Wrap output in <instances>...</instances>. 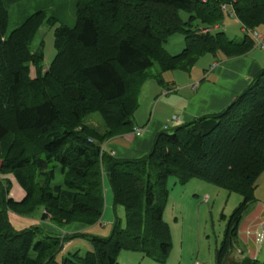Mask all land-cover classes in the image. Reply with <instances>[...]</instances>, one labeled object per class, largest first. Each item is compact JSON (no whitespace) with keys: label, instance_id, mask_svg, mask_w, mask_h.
Instances as JSON below:
<instances>
[{"label":"trees","instance_id":"1","mask_svg":"<svg viewBox=\"0 0 264 264\" xmlns=\"http://www.w3.org/2000/svg\"><path fill=\"white\" fill-rule=\"evenodd\" d=\"M230 13L245 30L240 41L222 28ZM8 14L0 0V264H118L122 251L165 263L173 248L164 220L171 177L241 195L217 264H264L230 257L264 174V69L225 110L160 133L147 155L119 159L103 150L108 140L134 131L150 78L166 86L163 74L189 73L206 55L238 58L254 49L251 31H264V0H77L76 25L57 28L48 69L42 47L32 50L47 15L35 13L7 37ZM174 34L185 38L177 55L165 48ZM156 65L160 72L152 75ZM96 113L103 130L85 122ZM58 171L63 184H56ZM105 175L114 205L126 211V226L116 219L110 236L13 226L11 213L40 211L59 229L97 225L106 206ZM6 176H14L22 199L11 197ZM77 239L91 250L65 255V245Z\"/></svg>","mask_w":264,"mask_h":264},{"label":"rangeland","instance_id":"2","mask_svg":"<svg viewBox=\"0 0 264 264\" xmlns=\"http://www.w3.org/2000/svg\"><path fill=\"white\" fill-rule=\"evenodd\" d=\"M4 4L9 13L7 37L35 13L42 11L47 15L46 22L40 28L32 44V50L35 52L42 47L41 49L44 51V68L48 69L57 53L55 47V33L57 28L62 26L73 28L76 25L77 0H4ZM181 17L184 21L189 19V15L185 12H181ZM218 28L216 27L215 30ZM231 33H228L229 37L237 41L243 38L238 29ZM184 47L185 38L181 34L170 36L165 44L166 50L172 55L181 53ZM151 72L152 75H157L160 72L159 67L156 65ZM36 75L37 69L33 67L32 77L35 78ZM148 83L155 84V80L150 78L146 84ZM144 91L142 92L140 101L145 98ZM92 121L99 123L101 128L105 127L98 113L90 115L85 120L88 125ZM6 177H9L13 181L11 197L17 200L21 199L24 193L20 194V191L23 192V190L15 181L14 176ZM104 179L110 184L107 175L104 176ZM63 181L64 176L58 171L56 184H63ZM195 182H200L202 185L196 186L195 184L197 183H194V181L186 185H181L177 184L175 177L169 179L170 198L165 209L164 220L171 229L173 248L168 260L165 263H158L144 258L138 252L122 251L118 259V264H217V250L220 248L224 239L228 219L235 209L239 207L243 198L239 194L229 193L227 190L210 183L204 181ZM258 206L264 208V174L258 182L256 202L250 206L243 219V223L240 225V229H242V224L244 225V220L247 221L248 215ZM114 219H118L122 227L126 226V211L123 207H117V215ZM262 221H258V226ZM47 223H50V221ZM102 225L98 223L92 228L87 229L85 233L99 237L110 236L114 222L107 226L105 223ZM71 229H74V227L69 225L63 230ZM256 236L257 244H252L249 248H255L258 253V260H263L264 234L259 231ZM91 248L89 241L77 239L72 245L65 248L64 253L67 255L68 251L74 252L80 250L82 254H85ZM242 249L247 250L248 248L242 244V237L239 235L230 253V257H234L238 263L242 259L249 258V255L246 254L248 253L247 251L242 254Z\"/></svg>","mask_w":264,"mask_h":264},{"label":"crops","instance_id":"3","mask_svg":"<svg viewBox=\"0 0 264 264\" xmlns=\"http://www.w3.org/2000/svg\"><path fill=\"white\" fill-rule=\"evenodd\" d=\"M234 21L236 22L234 23ZM222 28L227 31V34H232L231 32L238 29L244 37L245 30L234 16H228ZM263 69L264 50L255 47L248 54L238 58L226 59L222 56L206 55L189 73L177 70L163 74L166 86L159 85L155 80V84L148 83L144 87L145 98L140 101V106L135 114L134 131L108 140L104 144L103 150L108 155L119 159H137L147 155L152 150L156 137L165 131L166 126L172 129L200 117L220 113L248 87ZM89 125L100 130L104 129L94 121ZM137 129L143 130L141 136L135 134ZM192 181L197 183L196 186L202 185L200 182H195L200 180L193 179L190 182ZM104 191L106 206L100 224L105 223L107 226L114 222L117 208L114 205L112 188L105 179ZM22 193L24 192L20 191V194ZM42 213L43 211H40L33 217H21L11 213L10 220L18 230L38 224L57 234L84 233L93 227L73 223L74 229H59L51 222L50 224L47 223L49 221H43ZM247 218L248 220H244V225L242 224V229L239 232L242 244L248 248L247 250L242 249V254L247 251L246 254L249 255V258L258 260L257 250L249 248V246L257 244L256 235L261 231L257 223L264 220V208L258 206ZM73 243L74 241L66 244L65 248ZM259 261H264V259Z\"/></svg>","mask_w":264,"mask_h":264},{"label":"built area","instance_id":"4","mask_svg":"<svg viewBox=\"0 0 264 264\" xmlns=\"http://www.w3.org/2000/svg\"><path fill=\"white\" fill-rule=\"evenodd\" d=\"M223 10L226 12L227 11L226 7H223ZM230 16H234L235 17V15L233 13H230ZM202 32L204 34H206V33L209 32V30H203ZM251 36H252V38L255 41V46L257 48H260V49L264 50V31H258V30L251 31ZM168 129H169V127L166 126L165 130H168ZM135 134L137 136H141L143 134V130L137 129V130H135ZM259 228L262 231V233L264 234V220L260 223ZM197 264H200V263H197Z\"/></svg>","mask_w":264,"mask_h":264}]
</instances>
